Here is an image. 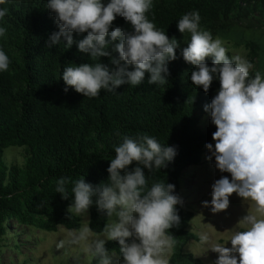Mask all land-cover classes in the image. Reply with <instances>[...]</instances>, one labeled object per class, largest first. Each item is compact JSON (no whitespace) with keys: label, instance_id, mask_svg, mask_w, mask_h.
<instances>
[{"label":"trees","instance_id":"1","mask_svg":"<svg viewBox=\"0 0 264 264\" xmlns=\"http://www.w3.org/2000/svg\"><path fill=\"white\" fill-rule=\"evenodd\" d=\"M0 7L7 9L0 20L5 28L0 50L9 58L8 70L0 73V264L4 250L19 249L14 239H8L10 223L48 233L80 229V216L67 212L72 185H66L69 199L63 200L55 192L56 181L83 177L93 186L106 182L114 146L124 135L133 139L148 135L162 146L175 148L176 155L165 168L145 171V176L148 186L161 180L174 185L180 197L178 181L183 172L200 165L209 153L205 145L213 143L214 125L207 132L199 125L219 82L213 80L207 93L191 84L193 66L176 49L163 85L148 84L145 73L140 85H122L115 94L101 91L98 97L87 98L71 88L64 91L59 79L63 67L90 63L87 55L79 53L75 44L66 50L62 44L47 46L48 37L58 28L45 0H8ZM190 11L199 13V29L209 31L214 39L222 34L237 37V45L253 65L249 76L258 71L264 77V0H152L146 16L184 47L190 35L185 32L182 37L176 22ZM112 25L130 30L121 17ZM72 35L80 40L86 33ZM99 62L111 67L107 57ZM205 63L210 67L211 59L206 57ZM9 147L24 148L22 166L3 163V151ZM132 167L135 163L129 170ZM177 211L179 225L166 230L172 248L168 264H200L184 253L196 240L188 226L192 213L181 205ZM85 213L89 231L102 234L108 217L94 205ZM104 247L121 259L115 241H107ZM90 264H97V258Z\"/></svg>","mask_w":264,"mask_h":264},{"label":"clouds","instance_id":"2","mask_svg":"<svg viewBox=\"0 0 264 264\" xmlns=\"http://www.w3.org/2000/svg\"><path fill=\"white\" fill-rule=\"evenodd\" d=\"M6 3L8 0H0V5ZM151 7L152 0H45V8L58 28L48 37L47 46L62 44L66 50L75 44L91 61L63 67L59 79L64 91L71 88L87 98H96L101 91L115 94L122 85H140L145 73L148 84L163 85L167 83V64L176 59L178 48L182 59L193 66L188 77L191 84L207 93L212 81L217 80L219 89L204 106L216 129L213 143L205 148L215 168L229 173L231 179L222 176L216 180L211 186V200L203 206L213 213L223 211L235 193L252 201L256 214L244 215L238 221L243 230L231 232L230 247L212 246L211 252L217 254L214 264H264V77L258 71L250 77L253 65L247 59L240 55L230 58L220 39L199 29L197 11L183 14L176 22L179 33L190 35L187 45L181 47L147 18ZM6 14L7 9L0 7V20ZM117 17L123 18L130 30L114 27L112 22ZM73 33L86 35L74 40ZM4 35L5 28L0 27V37ZM101 57H107L111 67L100 63ZM206 57L211 59L210 67ZM8 67L9 58L0 50V73ZM113 150L106 182L93 186L83 177H60L55 192L68 200L66 185L71 183L67 212L85 213L94 205L98 213L114 217L91 249L97 264H112L104 247L106 241L119 246L121 264H168L163 251L170 247L171 237L166 230L179 225L177 206L182 200L175 194L174 185L165 180L148 186L145 171L165 168L176 150L148 135L135 139L124 135ZM133 163L135 167L129 170ZM200 239L207 242L208 237L201 235Z\"/></svg>","mask_w":264,"mask_h":264},{"label":"rangeland","instance_id":"3","mask_svg":"<svg viewBox=\"0 0 264 264\" xmlns=\"http://www.w3.org/2000/svg\"><path fill=\"white\" fill-rule=\"evenodd\" d=\"M181 36L183 37L184 33ZM216 38L221 40L230 57L240 55L246 59L245 50L237 45V37L222 34ZM180 46L183 47L181 44ZM178 51L180 53L179 48ZM199 126L202 132L212 128L208 112L204 114ZM23 149V147L5 149L2 155L3 163L7 167L22 166L25 157ZM209 156L210 153H207L200 165L185 170L178 181L181 206L184 211L192 213V219L188 225L189 231L196 237V240L184 248V253L191 255L200 264H214L217 254L211 252L212 246L221 244L230 247L227 242L231 232L243 230L239 228L238 221L244 215L256 214L253 202L241 199L235 193L229 197L228 207L223 211L213 213L210 207L203 206V202L211 200V186L216 180L222 176L231 179L229 173H221L215 168L214 159H208ZM77 215L81 218V224L76 232H67L63 228H58L56 232L48 233L35 228L12 226L10 223L8 234L11 237L8 239H14L19 249L4 250L1 255V264H90L93 258L91 249L94 242L102 239L103 235H94L89 231L86 213ZM110 219L114 217H108L106 224ZM201 235H207V242L201 241ZM9 245H12L11 242ZM171 249L170 244V247L166 246L163 251L167 261H169ZM109 255L112 264H121V259L117 255Z\"/></svg>","mask_w":264,"mask_h":264}]
</instances>
